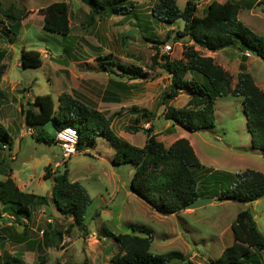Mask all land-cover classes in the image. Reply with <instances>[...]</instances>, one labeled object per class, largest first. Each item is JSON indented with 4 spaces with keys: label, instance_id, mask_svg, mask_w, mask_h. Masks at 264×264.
Returning <instances> with one entry per match:
<instances>
[{
    "label": "rangeland",
    "instance_id": "obj_1",
    "mask_svg": "<svg viewBox=\"0 0 264 264\" xmlns=\"http://www.w3.org/2000/svg\"><path fill=\"white\" fill-rule=\"evenodd\" d=\"M0 1L5 8L12 6L29 13L22 19L15 39L7 31L12 23L0 17V51L4 52L2 64L5 67L0 83V126L9 134L12 143L9 151L0 150V181L9 176L21 191L45 196L50 195L52 177L67 169L68 180L80 183L92 200L86 211L84 231L72 226V219L59 215L52 206L35 209L30 219L17 223L6 217L12 215L2 210L0 203V264H36V244L43 243L42 236L49 232L50 225L57 234L52 236L48 245L44 244L46 264H82L85 261L87 264H110L118 247L103 233L104 229L108 230L106 227L116 230L115 220L119 215L122 226L132 222V226H141L152 235L153 255L179 252L189 256L194 264H208L207 258L215 260L220 256L227 242L225 237H231V231H227L223 238L220 233H225L240 211L250 210L264 237V198L247 205L215 199L217 193L228 189L235 174L244 170L264 174V151L251 146L240 97H218L214 105V129L186 135L202 164L201 168L194 170L198 190L203 199L217 203L189 210V214L182 215L184 221L163 216L155 219L157 213L141 200L142 206L129 203L126 193L133 169L129 165L111 164L114 151L106 140L97 138L93 147L79 153L76 151L62 161L57 144L36 141L41 128H30V133L26 132L22 108L32 109L33 99L38 95H50L57 104L58 97L66 93L111 117L114 133L133 146L142 147L145 142L142 132H125L126 127H136L137 124L146 130H152L153 124L156 139L166 147L186 137L183 136L187 132L163 118L164 106L160 103L169 91L171 78L154 64L153 58L168 55L170 60H182V52L192 43L177 37L183 27L180 21L168 25L152 18L151 8L157 0H126L121 4L129 9L125 16L112 15L109 10L100 11L93 24H89L92 14L85 0ZM61 1L67 2L69 8L71 31L67 38L43 30V17L38 12ZM186 1L177 0L180 10ZM195 1V15L198 17L203 16L212 1L240 3L238 20L264 38L262 0ZM194 49L200 55L214 59L228 73L232 87L237 75L246 72L264 93V61L254 54H242L234 48L218 52L199 47ZM21 50L38 51L42 65L20 68ZM101 63L113 73L104 72ZM117 65L139 68L143 77L133 79L132 74H123ZM109 80L124 83L128 89L109 87ZM187 101V95L180 91L169 105L182 108ZM139 111L152 116L147 120L139 115ZM136 117L140 118L139 123H135ZM45 132L50 134L47 127ZM46 167H50V180L42 178ZM47 220H51V224ZM9 222L16 224V228L7 226ZM173 223L180 228V235L173 232ZM19 231H24L21 244L15 241ZM183 241L189 246L186 247Z\"/></svg>",
    "mask_w": 264,
    "mask_h": 264
},
{
    "label": "trees",
    "instance_id": "obj_2",
    "mask_svg": "<svg viewBox=\"0 0 264 264\" xmlns=\"http://www.w3.org/2000/svg\"><path fill=\"white\" fill-rule=\"evenodd\" d=\"M85 1L92 14L89 24L95 23V16L100 11L109 10L112 15L122 16L129 13L127 7L121 6L126 0ZM262 2L264 4V0ZM196 8L195 0H187L183 10L177 6V0H157L151 8L152 18L159 23L171 25L180 21L183 27L177 32V37L186 38L192 43L191 47H186L182 52V60H170L168 55L153 58L154 64L171 78L169 91L163 95L160 103L164 106L163 118L172 126L190 134L212 131L216 99L240 97L251 146L263 152L264 93L246 72L237 75L236 84L232 87L228 73L214 59L200 55L194 47L210 52L234 48L242 54H254L264 61V38L257 36L238 20L240 3L212 1L201 17L195 15ZM38 12L43 17V30L62 38L68 37L71 27L67 2L49 4ZM28 14L24 9H15L12 6L5 8L0 1V17L12 23L7 31L12 34L13 39L21 29L22 19ZM105 58L108 59L99 57L101 60ZM3 59L4 52L0 51V83L5 75ZM19 62L22 69L38 68L42 65L40 53L35 50H21ZM100 65L104 72L113 73L104 63ZM117 66L123 74H132L133 79L143 77L139 68ZM108 86L123 91L128 89L124 83L112 80L108 81ZM180 91L187 95L188 101L184 107L174 108L169 103ZM21 112L27 127L41 128L35 139L44 144H56L55 134L69 127L77 133L78 153L93 147L97 138L106 140L114 151L111 164L129 165L133 169L129 191L160 216L176 215L186 210V206L194 200L203 199L194 175V170L202 165L186 139H178L166 147L156 139L151 129L137 127V124L136 127L125 128L127 133L142 132L145 136L142 147L133 146L114 133L111 117L66 93L58 97L57 104L50 95L35 96L32 109L22 108ZM139 115L147 120L152 116L146 111H139ZM139 122L140 118L136 117L135 123ZM46 127L49 135L45 132ZM11 145L9 134L0 126V150L9 151ZM50 177V167H46L42 178L50 180ZM51 181L50 195L38 196L21 191L8 176L0 181V203L3 210L9 211L18 223V220L30 219L35 209L52 206L59 215L71 218L72 226L84 231L86 211L92 203L87 190L80 183L68 180L67 169L62 174L54 175ZM262 198L264 174L244 170L235 174L228 189L217 193L215 199L219 202L230 201L247 205ZM50 227L49 232L42 236L43 243L36 244V264H46L44 244L49 243L52 236L57 234L52 225ZM130 231L131 234H114L104 229V237L111 239L118 247V252L110 259V264H194L189 256L179 252L153 255L150 250L152 235L141 226H130ZM230 231L233 242L223 249L217 259H208V264H260L257 256L264 252V237L258 231L250 210L237 213ZM23 234L24 231L17 235L18 244L24 240Z\"/></svg>",
    "mask_w": 264,
    "mask_h": 264
},
{
    "label": "crops",
    "instance_id": "obj_3",
    "mask_svg": "<svg viewBox=\"0 0 264 264\" xmlns=\"http://www.w3.org/2000/svg\"><path fill=\"white\" fill-rule=\"evenodd\" d=\"M42 20H43V18H42ZM42 24H43V21H42ZM65 52V51H64ZM150 122V121H149ZM148 122V123H149ZM168 122V121H167ZM147 123V122H146ZM169 124H171V123H169ZM154 125L152 124V131L154 130ZM176 127V126H175ZM152 134H154V131H153V133ZM190 133H188L187 132V134H185L183 137H185L186 135L188 136ZM154 135H156V133L154 134ZM191 135V134H190ZM185 137L184 139H186L188 142H190L189 144L191 145V147H192V149H193V151H194V153L196 154V152H195V150H194V145H193V143L189 140V137ZM56 145V144H55ZM197 156V155H196ZM198 158V157H197ZM201 163V162H200ZM202 165V164H201ZM126 199H128V201H129V203L130 204H132V203H137V204H140L141 205V201L134 195V194H132L130 191H128L127 193H126ZM142 206V205H141ZM3 210V209H2ZM145 210H147L146 208H145ZM148 211V210H147ZM189 212H191V211H189V210H184V211H182V212H180V213H178V214H176V215H171V216H168V217H170V218H177L179 221H184V220H182V215L184 214V215H187V214H189ZM120 213V212H119ZM148 213L150 214V212L148 211ZM6 216V215H5ZM158 216H160V215H154V218L155 219H158L159 217ZM6 217H8L9 219H13V216H9V215H7ZM164 217V216H163ZM122 217H121V215H119V217L117 218L116 217V220H115V222H116V226H117V228H116V230L114 231V230H112V229H109L108 227H106V229H108L110 232H112V233H114V234H131V231H130V226H132L133 224H130V223H132V222H128L126 225L124 224L123 226L121 225V222H120V219H121ZM164 218H167V217H164ZM162 220V219H161ZM47 222H48V224H51V220H47ZM15 225L16 224H14V223H12V222H9L8 224H7V226H14V228H16L15 227ZM101 226H103V224L101 225ZM172 230H173V232L175 233V234H177V233H179V235L181 234V230H180V228H178V225L177 224H175V223H173V225H172ZM17 228H19V230L21 229V227H17ZM6 230V229H5ZM16 230H18V229H16ZM230 230V225L228 226V229L225 231V233H220V238H223L224 236H225V234H227L228 232L227 231H229ZM21 231H19V234H21L20 233ZM177 232V233H176ZM46 238V237H45ZM226 239V244H225V247H227V246H229V245H231V243L233 242V238H232V234H231V237H230V235H228V236H226L225 237ZM16 240H19L18 238L17 239H15V241ZM184 242V244H185V246L186 247H188L189 246V243L187 242V241H183ZM22 243H23V241H22ZM38 243V242H37ZM152 244H153V241H152ZM47 245H48V243H47ZM151 247H152V245H151ZM224 247V248H225ZM223 248V249H224ZM150 250H151V248H150ZM223 251V250H222ZM262 254V255H261ZM258 261H259V263L260 264H264V253H260V254H258ZM207 259H212V258H207ZM206 259V260H207Z\"/></svg>",
    "mask_w": 264,
    "mask_h": 264
},
{
    "label": "built area",
    "instance_id": "obj_4",
    "mask_svg": "<svg viewBox=\"0 0 264 264\" xmlns=\"http://www.w3.org/2000/svg\"><path fill=\"white\" fill-rule=\"evenodd\" d=\"M26 132L30 133V128L26 127ZM56 144L60 147L62 158L64 161L76 153V146L78 142V136L76 131L69 127L59 131L55 134Z\"/></svg>",
    "mask_w": 264,
    "mask_h": 264
},
{
    "label": "water",
    "instance_id": "obj_5",
    "mask_svg": "<svg viewBox=\"0 0 264 264\" xmlns=\"http://www.w3.org/2000/svg\"><path fill=\"white\" fill-rule=\"evenodd\" d=\"M217 201H211L208 199H196L192 203L186 206V210H196L206 204H216Z\"/></svg>",
    "mask_w": 264,
    "mask_h": 264
}]
</instances>
